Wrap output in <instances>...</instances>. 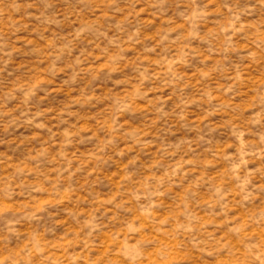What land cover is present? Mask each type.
I'll return each mask as SVG.
<instances>
[{
	"label": "rangeland",
	"instance_id": "rangeland-1",
	"mask_svg": "<svg viewBox=\"0 0 264 264\" xmlns=\"http://www.w3.org/2000/svg\"><path fill=\"white\" fill-rule=\"evenodd\" d=\"M0 264H264V0H0Z\"/></svg>",
	"mask_w": 264,
	"mask_h": 264
}]
</instances>
